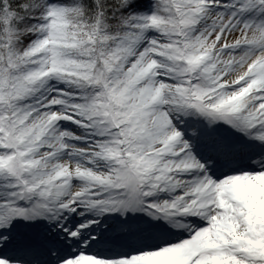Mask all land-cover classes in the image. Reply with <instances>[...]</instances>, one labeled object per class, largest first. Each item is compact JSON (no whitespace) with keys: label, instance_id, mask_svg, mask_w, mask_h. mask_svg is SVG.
Segmentation results:
<instances>
[{"label":"snow or ice","instance_id":"6c2138e0","mask_svg":"<svg viewBox=\"0 0 264 264\" xmlns=\"http://www.w3.org/2000/svg\"><path fill=\"white\" fill-rule=\"evenodd\" d=\"M0 264H264V0H0Z\"/></svg>","mask_w":264,"mask_h":264}]
</instances>
